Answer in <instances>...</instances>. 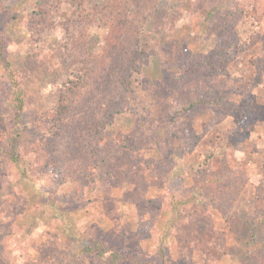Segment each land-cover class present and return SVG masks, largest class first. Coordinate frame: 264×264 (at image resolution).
I'll list each match as a JSON object with an SVG mask.
<instances>
[{"label": "rangeland", "instance_id": "obj_1", "mask_svg": "<svg viewBox=\"0 0 264 264\" xmlns=\"http://www.w3.org/2000/svg\"><path fill=\"white\" fill-rule=\"evenodd\" d=\"M109 1L119 42L145 53L139 71L124 58L126 91L123 51L92 17ZM225 1L0 0L26 95L16 127L0 63V146L56 117L72 62L92 68L59 142L40 162L30 147L29 177L0 150V264H111L83 253L92 241L133 258L119 264H264V0L209 18ZM187 197L174 226L173 201Z\"/></svg>", "mask_w": 264, "mask_h": 264}, {"label": "trees", "instance_id": "obj_2", "mask_svg": "<svg viewBox=\"0 0 264 264\" xmlns=\"http://www.w3.org/2000/svg\"><path fill=\"white\" fill-rule=\"evenodd\" d=\"M238 0H228V2H220L217 6L210 7L208 12L209 18L212 17V20L216 18V13L220 10L230 9L232 5H235ZM241 1V0H239ZM120 7L112 4L111 1L105 2L102 5H97L95 12L92 14L93 19L99 22L101 25L109 26V37L108 44L111 48H119L122 49L123 52L119 53L118 61L121 63L120 65L116 64L118 70L122 75L120 79V83L124 86V90L129 86V77L132 73H125V61L124 58L128 57L130 59L132 65V71H139V68L143 65V59L141 55L145 53L141 50H138L135 41L130 46L131 48H124L122 43L119 42V38L123 39V43L127 42V39L123 38L121 33V28L119 21L122 19ZM232 12L229 14H225L226 16H230ZM167 29V28H166ZM161 30H164L161 28ZM132 42V41H131ZM128 42V44H131ZM129 50V51H128ZM0 63L3 67L2 78L6 80V84L11 87V97L10 104L14 106L15 114L12 119L13 124L18 127L21 126V122L23 119V113L26 107V95L25 88L21 83L20 74L18 68L16 67L11 53L7 50L3 39L0 36ZM89 59H78L72 62V69L74 74L63 84L62 89V97L59 102V106L57 109L52 110L51 113L57 112L56 117L43 115L42 119H37L33 127L29 130H25V128L18 129L13 134H10L6 140L4 141V145L0 146V150L4 154V159L6 161L11 162L14 166L21 169V175L23 177H29L30 172L28 171L26 165L30 160V156L36 154L40 162L41 159L47 157V149H51L53 145H56L59 141V137L61 136L62 130L64 131L66 116L70 114L69 104L71 99L75 97V95L79 94L84 86H86L89 82L88 79L91 77L92 68L90 67ZM91 83V82H90ZM107 89H114L115 85L112 80H109L107 85H105ZM203 103V101L195 100L190 103L188 107L183 106L180 110L186 111L188 109L193 108L196 104ZM122 109H117L116 111L121 112ZM113 111V110H112ZM57 122L56 125L48 126L49 122ZM64 122V123H63ZM100 124L104 125V122H100ZM22 127V126H21ZM50 130V131H49ZM51 130H54L51 133ZM54 138V139H53ZM38 142L35 149L41 150L40 154L38 151L34 150V154L29 151L30 147ZM36 156L32 157L35 158ZM209 161V158H206L205 162ZM195 201L191 197L187 198H178L173 202L172 209L175 213V222L174 226H176L180 220L182 219V209L183 206L190 204ZM173 226V227H174ZM83 253H89L97 255L99 258H109V262L111 264H119L124 261H128L133 259L129 255H127L122 250L117 247L99 242L92 241L86 247L83 248ZM164 264H170L169 262L164 261ZM173 264V263H172Z\"/></svg>", "mask_w": 264, "mask_h": 264}]
</instances>
